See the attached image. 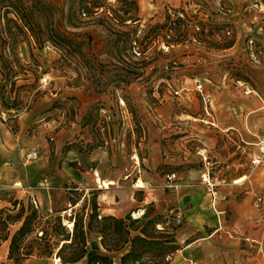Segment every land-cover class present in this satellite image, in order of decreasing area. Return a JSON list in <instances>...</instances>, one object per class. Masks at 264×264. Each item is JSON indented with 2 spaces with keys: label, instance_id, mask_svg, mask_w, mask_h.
Wrapping results in <instances>:
<instances>
[{
  "label": "rangeland",
  "instance_id": "obj_1",
  "mask_svg": "<svg viewBox=\"0 0 264 264\" xmlns=\"http://www.w3.org/2000/svg\"><path fill=\"white\" fill-rule=\"evenodd\" d=\"M46 1L65 10L68 7V0ZM97 1L103 2L102 9L79 15L78 27H68L75 38L82 41L83 57L69 56L50 43L38 48L29 39L25 43L31 51V45L35 50L29 61L24 62L19 49L24 42L12 48L5 32L3 4L6 3L0 0V83L11 82V89L15 90L12 104L29 108L45 93L58 97L52 104L57 109L53 117L59 116L61 126L75 123L79 128L75 144L100 143L98 148L109 154L111 168L128 174L136 185L141 181L137 179L140 172L147 174L151 186L166 185L168 204L160 211L147 204L145 210L150 214L159 213L163 224L157 228L164 226L167 232L174 234L176 241L182 226L174 224L172 212L176 206L171 202L172 188L168 185L171 183L166 180L167 173L178 169L173 158L186 151L182 160L188 155L192 156V161L181 164L193 165L203 173L205 164L197 153L202 150L210 162V177L219 190L226 188V182L221 179L227 165L230 169L237 167L248 174L242 182L235 183V197L239 201L248 200L240 209L238 220L244 224V235L261 242L264 248V201H257L258 197L264 200V161L253 164L251 157L257 145L246 144L247 141L264 140V54L252 59L244 48L248 22L240 8L245 1L220 0L218 5L211 2L209 6L206 1L199 0L200 7L193 13L191 8H196L193 4H199L196 0H180L176 4L168 0ZM179 10L188 11L182 17L184 24L180 23L176 30H168L164 26L168 25V16L173 20ZM220 11L227 15H215ZM7 17L15 18L11 13ZM155 24L163 26L154 28ZM226 29L231 30L230 35L225 34ZM130 39L137 41L130 42ZM257 40L264 45V35H258ZM118 49L125 55L122 63L111 57ZM13 52L18 62L13 59ZM134 61L141 65L140 73L136 77L130 75L134 79L125 85L120 75L125 71L120 68L133 67ZM29 78L30 82L17 83ZM242 82L256 94L246 95ZM3 96L1 90L0 105H6L1 101ZM123 96L128 103H121ZM207 97L212 101L211 108ZM211 122L219 127L239 123L241 135L238 138L218 135L215 145L208 148L203 140L207 138L205 129L211 127ZM9 125L16 129L15 122ZM225 139L227 147L222 146ZM237 144L244 148L237 149ZM232 150L236 153L231 154ZM22 172L20 165V176ZM199 180L202 182L201 177ZM86 203L89 212L90 202ZM81 204L76 205L72 213L77 212ZM225 215L230 218L229 211ZM62 217L63 222L68 221L66 213ZM241 249L239 258L222 252L212 264H259L264 261V258L248 257V244L242 243ZM55 252L41 258L45 260L43 264H59L55 261Z\"/></svg>",
  "mask_w": 264,
  "mask_h": 264
},
{
  "label": "crops",
  "instance_id": "obj_2",
  "mask_svg": "<svg viewBox=\"0 0 264 264\" xmlns=\"http://www.w3.org/2000/svg\"><path fill=\"white\" fill-rule=\"evenodd\" d=\"M164 1L166 0H161ZM168 1L176 4L180 0ZM204 1L210 6L211 2L218 5L220 0ZM244 1L251 0H242ZM197 2L199 0H196ZM242 6L243 4L241 8ZM196 11V8H191V13ZM186 13L188 14L187 10ZM220 14L227 15L221 11L215 15ZM244 18L248 22V19ZM221 19L223 21L224 18ZM249 31L248 27L245 35ZM252 33L256 38L258 35H264V32ZM31 48L32 51L35 50L32 45ZM19 49L21 60L28 62L30 57L28 45L24 42ZM30 81L29 78L18 80L17 83ZM0 84L3 87L0 91L2 90L6 103L0 105V209L12 208L11 200L17 199L24 203L35 202L39 209L45 211L51 209L63 215L69 203L68 190L71 186H76L75 190L81 198L74 206L71 205L72 210L86 197L89 201L88 197L93 194L100 215L125 217L130 214L133 218H137L139 216H135L134 213L143 214L147 204L154 205L158 211L164 208V204H168L165 198L166 185L151 186L147 174L140 172L137 179L143 181L144 186H137V182L132 183L128 174L118 171L115 167L111 168L110 157L105 150L95 148L85 151L86 144L81 145L83 148L81 150L75 147L63 150L65 145L73 143L77 135L79 136V128L74 122L70 123L71 126H61L59 116L53 117L57 109L53 108L52 104L59 99L58 97H51L45 93L40 95L31 107L18 108L12 105L15 90L12 91L11 82L6 80ZM9 122L16 123L15 131L11 129ZM210 125L211 127L205 129L208 133L207 138L203 140L208 148L215 145L218 135L220 137L225 135L226 138H230L231 135L238 138V135H241L238 132L239 123L219 127L211 122ZM259 142L260 140L247 141L246 144H255L258 149ZM227 143L225 139L222 146L227 147ZM240 147L241 145L237 144V149ZM178 149L180 150L179 147ZM32 151H36L39 156L35 159H26L25 155ZM184 153L179 152L176 158H173V163L178 169L175 172L176 179L171 183V202L176 206L175 209L181 210L183 223L182 230L176 235L179 248L171 253V259L167 264H212L222 252L226 256L239 258L242 243L247 245L244 238L249 237L244 235V224L238 219L241 214L240 209L248 200L239 201L235 197L234 191L237 190V185L233 181L235 177H245L248 174L239 171L237 167L230 169V165H227L225 176L221 179L226 182V188L217 189L215 204L212 205L209 190L199 180L202 170L193 165L181 164L183 161L189 163L192 161V156L188 155L182 160ZM235 153V150L231 151V154ZM71 162L76 165H71ZM20 165L23 169L21 176L18 173ZM97 176L100 179L112 180L114 184H110L108 188L103 187L96 181ZM227 211L230 212L229 219L225 215ZM19 225L20 223L9 225V237ZM257 242L262 245L261 242ZM8 245L9 238L0 243V264L11 262L7 257ZM88 246L89 255H108L112 258L113 264H120L121 256L129 248L125 246L117 251H107L101 245L100 239L94 236H91ZM58 262L61 264L60 261ZM43 263L45 260L33 256L25 259L21 264ZM71 264H86V257Z\"/></svg>",
  "mask_w": 264,
  "mask_h": 264
},
{
  "label": "trees",
  "instance_id": "obj_3",
  "mask_svg": "<svg viewBox=\"0 0 264 264\" xmlns=\"http://www.w3.org/2000/svg\"><path fill=\"white\" fill-rule=\"evenodd\" d=\"M2 1L6 3L3 4L7 23L5 32L12 42V48L14 44L28 42L32 39L38 48L50 43L64 50L69 56L77 55L78 57L84 56L81 49L82 41L77 40L68 27H78L79 15H88L89 12L96 11L93 9H102L104 6L103 2L97 0H77L75 5V0H68V7L65 10L64 7H57L46 0ZM10 13L15 18L7 17ZM183 19L176 15L173 20H170L168 16V25L164 24V26L168 30H176L180 23L184 24ZM162 26L155 24L154 28ZM129 41L136 42L137 39ZM122 49L126 50L125 47ZM122 49H118L115 55H111L119 63L125 61ZM29 51L32 56L31 49ZM135 52L141 54V51ZM13 59L18 62L14 52ZM134 64L130 68L125 66L130 69L129 72L127 68H120L125 71L124 74H120L124 77L122 81H125V85H129L140 73L138 71L141 65H138L137 61H134ZM130 75L134 77L130 78ZM119 88L122 89V87ZM122 100L128 103L124 96ZM1 101L4 99L1 98ZM12 130L15 131V129ZM100 146V143L89 144L85 151ZM72 147L78 150L83 149L73 142L65 145L63 150ZM71 165L76 164L71 162ZM75 188L76 186H71L68 190V202L72 206L81 199ZM86 202L88 201L85 199L80 209L77 212H71V215L67 217L68 221L73 222L72 227H67L63 222L61 212L51 216L44 214L45 210L35 207L31 201L24 203L17 199L11 200L12 208L0 209V243L9 238L8 259L14 264H21L25 259L33 256L47 258L56 250L55 256L59 258L61 264L75 263L85 257L86 264H113L112 258L108 255L88 254V242L91 236L98 237L107 251H117L129 246L128 251L121 256L120 264H167L164 261L165 256L179 248L173 233L167 232L164 226L163 229L157 228V225L163 224L159 213L150 214V211L145 210L138 218H133L130 214L125 217L100 215L95 194L89 198V212L86 211ZM15 223H20V225L9 237V225Z\"/></svg>",
  "mask_w": 264,
  "mask_h": 264
},
{
  "label": "built area",
  "instance_id": "obj_4",
  "mask_svg": "<svg viewBox=\"0 0 264 264\" xmlns=\"http://www.w3.org/2000/svg\"><path fill=\"white\" fill-rule=\"evenodd\" d=\"M109 1H116V0H109ZM134 1V0H131ZM200 7V4H196V10H198ZM168 13H171L170 9H167ZM241 11L243 15L248 19V27L250 29L249 33L244 38V48L246 52L250 55L252 59L255 58V56L264 54V45H261V43L257 40L256 37L253 36V31H264V0H251V1H245ZM186 13V10H181L176 12V15L180 17H184V14ZM173 15V14H172ZM194 27L198 30L199 26L194 25ZM226 35L231 34V30L226 29L225 30ZM243 85L244 93L246 95H250L252 93H255V91L250 88L248 84H245L244 82L241 83ZM201 85H199V88ZM207 101L209 102V106L211 108L212 101L207 98ZM202 150L197 151L199 155H201L203 163L205 164V171L201 174L202 182L205 184L207 189L209 190L211 194V203L212 205L215 204V200L217 197V189H216V183L213 181V179L210 177V171L208 165L210 162L207 159V156L204 155ZM39 156V154L36 151L28 152L25 157L26 159H35ZM264 161V140H261L258 144V149L252 154L251 162L255 165H258ZM176 179V173L171 172L169 174H166V180L169 183H172ZM96 181L98 182V179L96 178ZM171 186V184H168ZM257 201H264L261 197L257 198ZM35 207H37L35 202H32ZM47 212L53 213L51 209H49ZM72 212V206L70 203L67 204V209L64 211L68 216L71 215ZM173 221L176 226H182L183 223V215L180 209H175L173 212ZM244 241L248 244L247 254L248 257L251 259H257V258H264V248L260 246V244L255 240H250L249 238H244ZM258 244V246H256ZM171 259V254H167L164 258L165 261L169 262ZM259 264H264V261H261Z\"/></svg>",
  "mask_w": 264,
  "mask_h": 264
},
{
  "label": "bare ground",
  "instance_id": "obj_5",
  "mask_svg": "<svg viewBox=\"0 0 264 264\" xmlns=\"http://www.w3.org/2000/svg\"><path fill=\"white\" fill-rule=\"evenodd\" d=\"M256 32H264V31H258V30H255ZM121 103H124V101L121 99ZM97 173V172H96ZM97 179H98V182L103 186V187H107L110 185V184H114V182L112 180H106V179H100L99 176H97ZM244 179V176L243 177H239V178H236L233 182L234 183H240L242 182ZM137 186H143V182H139L137 184ZM135 216H140L142 213L139 212V213H134ZM67 222V223H66ZM64 221V223H66L67 227H72L73 225V222L71 221ZM55 261L58 262L59 261V258L58 257H55Z\"/></svg>",
  "mask_w": 264,
  "mask_h": 264
}]
</instances>
